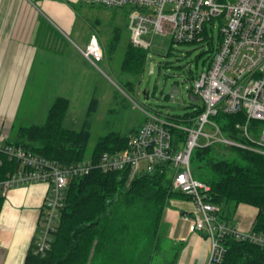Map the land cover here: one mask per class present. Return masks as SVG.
<instances>
[{
	"label": "built area",
	"instance_id": "obj_1",
	"mask_svg": "<svg viewBox=\"0 0 264 264\" xmlns=\"http://www.w3.org/2000/svg\"><path fill=\"white\" fill-rule=\"evenodd\" d=\"M104 7L131 5L129 43L148 49V36H171L175 43L203 41L204 28L217 25L220 42L210 66L195 78L189 94L201 101L202 112L195 117L172 118L145 112V121L130 136L124 149L103 153L94 162L87 160L61 166L22 147L0 143V168L3 157L15 162V171H6L0 179V193L35 184L47 187L37 224L35 253L43 254L50 246L59 213L65 203L69 180L87 175L97 168L118 171L129 183L135 177L151 173L168 162L173 169L171 188L185 194L192 206L188 222L190 233L204 232L210 242L208 264H220L225 254L221 240L231 236L264 248V234L239 230L232 223L220 221L218 207L208 201L209 186L195 179L191 172L192 151L215 143L250 149L264 155V124L260 138L249 134V122L264 123V0H80ZM90 65L98 68L103 49L91 36L84 48L76 46ZM243 113L245 122L236 125L251 144L245 146L225 139L212 120L218 113ZM206 125L211 133L205 132ZM175 132V133H174ZM205 142L200 145L198 140Z\"/></svg>",
	"mask_w": 264,
	"mask_h": 264
},
{
	"label": "trees",
	"instance_id": "obj_2",
	"mask_svg": "<svg viewBox=\"0 0 264 264\" xmlns=\"http://www.w3.org/2000/svg\"><path fill=\"white\" fill-rule=\"evenodd\" d=\"M208 30L204 28L200 44L209 45V67L220 37L218 34L214 47ZM117 37L116 34L110 43L109 53L114 50ZM145 58V49L133 47L128 42L121 72L132 77L125 84L129 89H133L139 81ZM96 103V99H92L89 112L94 111ZM192 104L195 106V103ZM68 106L66 98L56 97L42 125L21 126L17 129L14 142L6 143L22 147L61 166L81 162L90 138L89 121H85L79 131L65 129L62 122ZM201 112L202 107L198 106L192 113L168 116L195 117ZM213 120L225 139L251 145L236 128V125L245 122L243 113H218ZM263 124L251 121L248 130L253 134L255 131L252 129L257 131ZM140 127L128 134L110 132L101 136L90 157L96 162L103 153L111 154L124 149L128 138ZM221 146L225 151L223 154L213 145L195 148L190 158V166H195L194 173L191 168L192 175L209 186L208 201L218 207L220 221L230 223L238 206L247 205L256 209L251 230L264 234V155L236 146ZM227 153L231 158L225 157ZM17 168V163L3 157L0 179L4 178L6 171ZM202 170L204 175L200 174ZM173 173L166 162L129 183L121 172L104 173L97 168L82 177L71 178L49 248L43 254L34 252L36 231L22 264H176L182 245L165 239L172 251L163 250V214L169 200L188 198L172 190ZM3 203L4 196L0 195V212ZM221 242L226 251L220 264H264V248L231 236L224 237Z\"/></svg>",
	"mask_w": 264,
	"mask_h": 264
},
{
	"label": "rangeland",
	"instance_id": "obj_3",
	"mask_svg": "<svg viewBox=\"0 0 264 264\" xmlns=\"http://www.w3.org/2000/svg\"><path fill=\"white\" fill-rule=\"evenodd\" d=\"M24 1L29 7L35 5L32 0ZM9 2L2 0L0 7H7ZM70 10V30L64 31L39 12L19 16V20L23 18V21H18L14 31L11 30V38L15 40L13 43L18 47L32 48L33 59L27 86L17 104L16 118L5 126L0 123V143L14 142L17 129L21 126L42 125L56 97L66 98L69 102L62 122L65 129L79 131L84 122L89 121L90 138L84 160L89 158L101 136L110 132L128 134L142 125L146 118L144 111L182 116L201 106L200 100L194 102L193 106L188 95L192 81L208 68L211 55L208 44L175 43L169 35L148 36L150 47L146 49L144 71L134 88L129 89L125 84L132 77L121 72V64L129 42L133 6L104 7L73 1ZM28 20H33V23ZM13 26L11 22L9 27ZM9 27L7 31H10ZM208 33L215 47L218 41L217 25L210 28ZM116 34L114 50L109 53L108 47ZM91 36L98 40L103 49L104 59L98 63V68L86 63L76 48H84ZM172 85L180 90L175 102L167 99ZM92 99H96L97 103L94 111L89 112ZM262 127L257 131L252 129L255 132L249 134L259 139ZM204 131L212 132L209 125L205 126ZM204 142L203 137L198 140L200 145ZM221 145L213 144L223 154L225 151ZM225 157L231 158V155L227 153ZM191 168L194 173L193 164ZM204 173L200 171L201 175ZM175 201L169 200L165 210ZM247 208L251 210V215L246 218L245 213H236L232 218L234 225L242 227V224L245 226L251 221L254 210ZM163 237L165 241L166 232ZM168 242L172 243L170 240ZM167 245L165 241L164 251L170 249ZM168 259L171 257L168 256Z\"/></svg>",
	"mask_w": 264,
	"mask_h": 264
},
{
	"label": "crops",
	"instance_id": "obj_4",
	"mask_svg": "<svg viewBox=\"0 0 264 264\" xmlns=\"http://www.w3.org/2000/svg\"><path fill=\"white\" fill-rule=\"evenodd\" d=\"M2 0H0L1 2ZM33 7L27 6L24 0H10L8 6L0 7V123L1 126L17 116V104L29 80L32 66V48L18 47L13 37L19 16L39 12L43 17L60 26L64 31L71 28L70 3L80 0H32ZM28 2H30L28 0ZM43 18V19H45ZM31 24L33 20H28ZM14 26L9 27L10 23ZM36 23V22H35ZM32 29H34V25ZM10 31H7V28ZM84 59V58H83ZM84 61L88 63L85 59ZM89 64V63H88ZM90 65V64H89ZM47 187L35 184L19 189H11L4 195V203L0 212V264H22L28 247L35 234L45 199ZM251 221L244 226H236L239 230L251 229L256 209L247 205H239L236 213L251 215ZM191 204L187 200L173 202L163 215V230L167 239L173 244H181L176 264H208L210 242L204 232L190 233L185 219L191 216ZM235 213V214H236ZM234 225V223L231 221Z\"/></svg>",
	"mask_w": 264,
	"mask_h": 264
},
{
	"label": "water",
	"instance_id": "obj_5",
	"mask_svg": "<svg viewBox=\"0 0 264 264\" xmlns=\"http://www.w3.org/2000/svg\"><path fill=\"white\" fill-rule=\"evenodd\" d=\"M179 93H180L179 88L176 85H172L170 90H169V92H168V94H167V96L169 97V100L171 102H175V97L177 95H179ZM188 99L190 100L191 103H194V102H196L198 100L197 97L192 96L190 94L188 95Z\"/></svg>",
	"mask_w": 264,
	"mask_h": 264
}]
</instances>
